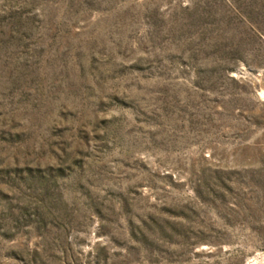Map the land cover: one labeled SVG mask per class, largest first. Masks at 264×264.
<instances>
[{"label": "rangeland", "instance_id": "obj_1", "mask_svg": "<svg viewBox=\"0 0 264 264\" xmlns=\"http://www.w3.org/2000/svg\"><path fill=\"white\" fill-rule=\"evenodd\" d=\"M0 264H264V0H0Z\"/></svg>", "mask_w": 264, "mask_h": 264}]
</instances>
